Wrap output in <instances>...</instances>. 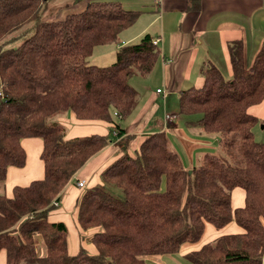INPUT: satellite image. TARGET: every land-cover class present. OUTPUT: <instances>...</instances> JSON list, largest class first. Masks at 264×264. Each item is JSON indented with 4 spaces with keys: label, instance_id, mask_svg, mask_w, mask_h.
Wrapping results in <instances>:
<instances>
[{
    "label": "trees",
    "instance_id": "obj_1",
    "mask_svg": "<svg viewBox=\"0 0 264 264\" xmlns=\"http://www.w3.org/2000/svg\"><path fill=\"white\" fill-rule=\"evenodd\" d=\"M48 0H0V181L10 166H23L21 140L41 137L45 175L13 196L0 195V252L7 264H148L147 255L173 253L198 241L206 222L220 229L235 221L242 232L223 234L187 254L191 264H264V142L255 139L262 123L249 112L264 99V41L251 66L242 40L229 44L232 77L214 64L204 84L183 91L187 123L217 135L222 154L206 152L185 167L164 131L148 134L135 154L125 153L103 172V183L78 199L81 227L98 228L85 248L72 255L64 222L49 220L76 173L121 137L138 92L134 75L147 76L160 56L154 36L121 44L108 66L89 64L97 45L118 42L138 11L120 2L89 1L63 18L45 20ZM18 45L12 46L14 42ZM73 112L83 121L104 120L112 134L67 138L59 117ZM111 136V137H110ZM123 191L116 196L107 185ZM245 194L233 207V190Z\"/></svg>",
    "mask_w": 264,
    "mask_h": 264
},
{
    "label": "crops",
    "instance_id": "obj_2",
    "mask_svg": "<svg viewBox=\"0 0 264 264\" xmlns=\"http://www.w3.org/2000/svg\"><path fill=\"white\" fill-rule=\"evenodd\" d=\"M89 1L120 2L127 10L138 11L139 16L133 25L141 17L144 19V25L139 30L134 31V34H129L125 39L123 38L122 44L134 42L143 34L150 33L154 39H159L160 56L151 72L147 76H143L145 80H135L138 88L133 87L138 92V102L131 115L122 121L124 134L89 159L67 185L57 206L59 207L57 213L59 219L53 222L62 221L66 224L68 249L72 255L79 252L82 247L88 248L89 243L91 244L89 247L91 254H94L95 249L98 252L91 241L95 233L92 232V229L96 228L86 230L78 222L77 203L81 196H78V192L83 190L81 188L86 187V185L90 186L89 188L98 185L107 168L106 166H110L122 155L128 153L124 149L125 145L138 149L148 134L154 132L164 131L167 136L171 134L178 142L176 145H180L186 152V157H188L187 152L190 153V160L193 159V161L187 159V166L189 167L195 165H191L195 156L197 158L201 154L202 157L204 153L210 152L211 148L216 149L218 146L215 148L212 143L207 142L210 138H197L194 141L182 136L185 134V129L180 128L183 123L180 122V115L182 114L179 112V97L183 91L202 87L205 81L203 70L210 63L218 67L221 73L225 74V78L230 79L232 77L233 68L229 53L231 42L243 41L245 65L249 67L264 41L263 0H71L69 7L64 9L63 15L79 11ZM135 77H131V79ZM154 88L156 94L153 91ZM159 88H162L161 92L157 91ZM159 94L162 95V104L156 99ZM168 100H170L171 105ZM141 103L142 105H140ZM257 105H252L249 112L257 116L262 122L259 113H255ZM155 110L158 113V120L152 122ZM167 113H178L179 119L168 123L165 120ZM58 119L66 127L67 138L93 134L107 135L110 134L112 128L110 123L104 120H79L73 112H67ZM146 121L149 122L150 129H144ZM197 128L201 132V129ZM182 141L189 149L182 144ZM21 144L26 153L25 165L8 167L5 179L0 181V195L12 197L15 186H27L33 180L41 179L45 175L44 161L41 157L44 148L43 139L41 137H26L21 140ZM172 149L177 151V147H172ZM81 180L85 181L83 187L77 185V181ZM74 198H76V203L73 207ZM232 202L234 208L244 205L245 194L241 188L233 190ZM70 213L73 214L71 217L69 216ZM69 222L75 229L79 228L84 231L82 234L80 231L76 232L73 244ZM231 223H234L235 229L225 231ZM242 231L243 228L235 221L220 229L212 223L206 222L205 231L198 241L184 242L176 252L147 255L145 259L148 264H191L187 258L189 252L200 249L204 244L213 241L220 235ZM74 250L78 251L74 253ZM0 264H7L5 250L0 252Z\"/></svg>",
    "mask_w": 264,
    "mask_h": 264
},
{
    "label": "rangeland",
    "instance_id": "obj_3",
    "mask_svg": "<svg viewBox=\"0 0 264 264\" xmlns=\"http://www.w3.org/2000/svg\"><path fill=\"white\" fill-rule=\"evenodd\" d=\"M71 0H48V7H47V10H46V12L44 13V19L45 20H55V19H59V18H63V14L65 13V8H67V7H69V2H70ZM144 19H142V17H141V19L135 24V25H133L131 28H129V29H126V30H124V31H122L120 34H119V38H118V42H112V43H109V44H106V45H97L96 47H95V49H94V51H93V53H92V55L89 57V59H88V63L89 64H93V65H97V66H108V65H111L112 63H114L115 61H116V52H117V49L120 47V45L123 43V38L125 39V37L126 36H128L129 34H134V31H137V30H139L143 25H144V21H143ZM140 39V38H139ZM138 39V40H139ZM138 40H135V42L136 41H138ZM18 43H19V41L17 42H14V43H12L11 45L12 46H16V45H18ZM223 73V72H222ZM224 74V73H223ZM134 76H136L135 78H132L131 79V85L132 86H134V87H136V88H138V84L136 83V79L137 80H145V77H143V76H140V75H134ZM133 76V77H134ZM224 77H226L225 76V74H224ZM140 87V86H139ZM162 89V88H161ZM154 93L156 94V91H155V88H154ZM155 96H157V95H155ZM161 94H159V96H157L156 97V99H157V101H160V103L162 104V100H161ZM168 102L170 103V100H168ZM176 103H178L177 101H176ZM140 105H142V103L140 104ZM170 105H171V103H170ZM258 107H257V109H255V113H259V115H260V117H261V119H262V123H259L255 128H254V133H255V139L258 141V142H264V99H263V101L262 102H260V103H258V105H257ZM177 108H178V104H177ZM157 111L155 110L154 112H153V119H152V122L153 121H157L158 120V117H157ZM200 117V115L199 114H195V115H180V122H182L183 123V125H180V128H184L185 129V134L183 135L182 134V136H185V137H188L189 139H191V140H197V138H206V139H208V138H210V140L209 141H207V142H209V144H211L212 143V146H218L216 149H213V148H211L209 151L210 152H215V153H219V154H222L221 153V150H220V146H219V142H217V140H219V138H218V136L217 135H213V134H209V133H205V132H200V131H198L197 129V127H190L189 126V124L187 123V121L188 120H196V119H198ZM141 123V122H140ZM145 126H144V129H146V128H148V129H150V126H148L149 125V122H147L146 121V124H144ZM66 132H67V130H66ZM155 133V132H154ZM139 137V136H138ZM168 138H169V140H170V143H171V147H177V151H178V153H179V156L181 157V159L183 160V162H184V165H185V167H187V159L189 160V161H193V159L192 160H190V157H189V155H190V153L189 152H187V155H188V157H186V152L181 148V146L180 145H176V144H178V142L177 141H175V139L172 137V135L171 134H169V136H168ZM176 139H178L177 137H176ZM211 140H213L212 142H211ZM137 141V140H136ZM182 144L187 148V149H189L186 145H185V143H184V141H182ZM124 149L128 152V153H132V154H135V152H136V149H134V148H132V146H130V145H125L124 146ZM201 154L199 155V157L197 156V158H196V156H195V160H194V162L191 164V165H193V164H195V165H199L200 164V161H201ZM107 168L109 167V166H106ZM106 168V169H107ZM103 183V177L101 176V182L99 183V184H102ZM67 187V186H66ZM90 186H87L86 185V187H84V188H81V189H83V190H80L79 192H78V196H80L82 193H83V191L85 190V189H88ZM107 188H109V190H111V192L113 193V194H115L116 196H120V197H123V191L120 189V188H118V187H116V186H111V185H107ZM237 198V197H236ZM75 199L76 198H74V201H73V207L75 206ZM236 201H237V199H235ZM234 200V201H235ZM59 207H57V209L55 208V209H53L50 213H49V219L51 220V221H58V217H57V213L59 212V209H58ZM73 214L72 213H70L69 214V216L71 217ZM69 221V220H68ZM234 223H231L229 226H228V228H226L225 229V231H233L235 228H234ZM69 229H70V231H71V242H72V244H73V241H74V237H75V234H76V232H81V234H82V232H84L83 230H81V229H79V228H77V229H75L74 228V226L72 225V223L71 222H69ZM77 230V231H76ZM96 230V231H95ZM98 232L99 231V229L98 228H96V229H92V232ZM79 239H80V237H79ZM91 246V244L89 243V245H88V248H86L89 252H90V250H89V247ZM75 252L74 253H76L78 250H74ZM97 251H96V249H95V252H94V254L96 253ZM90 253H92V252H90Z\"/></svg>",
    "mask_w": 264,
    "mask_h": 264
},
{
    "label": "built area",
    "instance_id": "obj_4",
    "mask_svg": "<svg viewBox=\"0 0 264 264\" xmlns=\"http://www.w3.org/2000/svg\"><path fill=\"white\" fill-rule=\"evenodd\" d=\"M263 4H264V0H263ZM153 42H154V44H159V39H154ZM157 91H158V92H161L162 89L159 88ZM163 96H164V98L166 97L165 92H164V95H163ZM178 119H179V114H178V113H167V114L165 115V120H166V122H168V123L175 122V121H177ZM112 134H113L114 136H116V134H117V132H116V127H115V126H112ZM77 185L80 186V187H83V186L85 185V181H84V180L77 181ZM53 203H54L56 206H58L59 203H60V201H59V202H58V201H55V202H53Z\"/></svg>",
    "mask_w": 264,
    "mask_h": 264
}]
</instances>
